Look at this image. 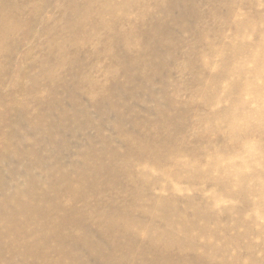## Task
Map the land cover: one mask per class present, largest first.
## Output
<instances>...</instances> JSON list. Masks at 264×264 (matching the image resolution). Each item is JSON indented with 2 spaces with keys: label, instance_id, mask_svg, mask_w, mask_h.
Returning a JSON list of instances; mask_svg holds the SVG:
<instances>
[{
  "label": "rangeland",
  "instance_id": "rangeland-1",
  "mask_svg": "<svg viewBox=\"0 0 264 264\" xmlns=\"http://www.w3.org/2000/svg\"><path fill=\"white\" fill-rule=\"evenodd\" d=\"M0 264H264V0H0Z\"/></svg>",
  "mask_w": 264,
  "mask_h": 264
},
{
  "label": "bare ground",
  "instance_id": "bare-ground-1",
  "mask_svg": "<svg viewBox=\"0 0 264 264\" xmlns=\"http://www.w3.org/2000/svg\"><path fill=\"white\" fill-rule=\"evenodd\" d=\"M239 133V132H238Z\"/></svg>",
  "mask_w": 264,
  "mask_h": 264
}]
</instances>
